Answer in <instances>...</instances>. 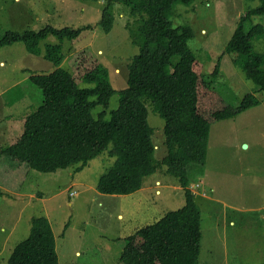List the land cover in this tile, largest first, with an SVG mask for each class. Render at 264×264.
<instances>
[{"label":"rangeland","instance_id":"obj_1","mask_svg":"<svg viewBox=\"0 0 264 264\" xmlns=\"http://www.w3.org/2000/svg\"><path fill=\"white\" fill-rule=\"evenodd\" d=\"M106 3L0 0V39L9 31L90 26L73 41L48 36L39 43L41 55L23 42L0 48V264H8L37 217L51 224L60 264H158L142 241L125 252L127 238L185 204L183 187L166 167L145 177L132 194L103 193L101 177L117 160L109 150L82 171L76 172L75 165L52 173L29 169L1 153L23 133L26 117L42 102V91L31 76L62 67L81 87H94L86 82L87 74L102 68L97 82L108 83L117 93L93 115L105 113L109 119L118 108L128 65L139 48L126 29L132 20L128 7L116 4L110 26L99 25ZM258 5L260 0H194L190 6L176 5L171 16L174 27L193 29L189 46L198 73H212L222 56L212 89L199 92V112L209 125L202 159L190 161L188 168L189 188L201 211L198 264H264V90L257 91L264 83L255 70H239L235 54H224L241 17ZM253 21L264 25V16ZM49 48L54 54H48ZM254 50L264 53V39L254 40ZM247 94V109L236 114ZM148 122L154 143L161 147L155 157H161L165 121L150 109Z\"/></svg>","mask_w":264,"mask_h":264},{"label":"trees","instance_id":"obj_2","mask_svg":"<svg viewBox=\"0 0 264 264\" xmlns=\"http://www.w3.org/2000/svg\"><path fill=\"white\" fill-rule=\"evenodd\" d=\"M193 2L107 0L99 25L110 26L116 4L128 7L132 20L126 29L132 44L139 48L128 65L127 86L119 91L118 108L111 111L109 119L105 113L93 115L97 106L107 107L117 93L108 83L97 82L95 76L104 71L102 68L98 74H87L86 82L95 83L94 87H81L62 67L47 75L31 76L42 91V102L26 117L18 139L1 150L11 160L44 173L75 165L76 172L82 171L109 150L117 160L101 177L100 189L110 195L132 194L141 189L145 177L166 167L184 189V206L137 230L127 238L125 248L129 251L136 241H142L148 246L151 260L158 264H198L201 250V211L189 188L188 168L190 161L202 159L209 125L199 112V92L212 89L220 75L222 56L212 73L196 71L197 58L189 46L193 29L189 25L174 27L171 21L176 5L190 6ZM256 16H264V0L241 17L224 54H235V66L243 72L255 70L264 83V53L254 50V40L264 39V25L254 23ZM89 27L9 31L0 39V48L23 42L28 50L41 55L39 43L48 36L73 41ZM51 49L48 54H54ZM262 90L264 86L257 89ZM250 96L244 97L236 114L247 109ZM150 109L165 121L161 144L165 152L161 157H155L161 147L153 141ZM8 264H60L55 235L46 217L32 220L29 237L14 248Z\"/></svg>","mask_w":264,"mask_h":264},{"label":"built area","instance_id":"obj_3","mask_svg":"<svg viewBox=\"0 0 264 264\" xmlns=\"http://www.w3.org/2000/svg\"><path fill=\"white\" fill-rule=\"evenodd\" d=\"M74 194H75L74 192L71 193L72 196H73Z\"/></svg>","mask_w":264,"mask_h":264},{"label":"crops","instance_id":"obj_4","mask_svg":"<svg viewBox=\"0 0 264 264\" xmlns=\"http://www.w3.org/2000/svg\"><path fill=\"white\" fill-rule=\"evenodd\" d=\"M157 184H158V182H157Z\"/></svg>","mask_w":264,"mask_h":264},{"label":"water","instance_id":"obj_5","mask_svg":"<svg viewBox=\"0 0 264 264\" xmlns=\"http://www.w3.org/2000/svg\"><path fill=\"white\" fill-rule=\"evenodd\" d=\"M245 147H247V146H245Z\"/></svg>","mask_w":264,"mask_h":264}]
</instances>
